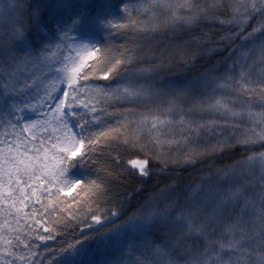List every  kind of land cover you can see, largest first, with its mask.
<instances>
[{"label": "snow or ice", "instance_id": "obj_1", "mask_svg": "<svg viewBox=\"0 0 264 264\" xmlns=\"http://www.w3.org/2000/svg\"><path fill=\"white\" fill-rule=\"evenodd\" d=\"M0 264H264V0H0Z\"/></svg>", "mask_w": 264, "mask_h": 264}]
</instances>
